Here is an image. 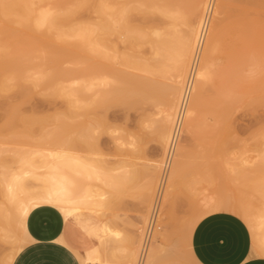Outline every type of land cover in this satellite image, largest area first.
Masks as SVG:
<instances>
[{
  "label": "rangeland",
  "instance_id": "obj_1",
  "mask_svg": "<svg viewBox=\"0 0 264 264\" xmlns=\"http://www.w3.org/2000/svg\"><path fill=\"white\" fill-rule=\"evenodd\" d=\"M6 1L8 5L6 2L4 5L7 7L5 6L4 9L3 6L4 10H0V42L11 46V56L14 59L23 56L24 67L19 70L11 68L12 85L1 99L3 107L0 108V174L14 171L18 173V176H22V183L27 189L39 190L42 185L41 177L47 176L50 172L48 163L55 160L57 154L79 153L90 161L92 160L94 164L92 176L84 179L82 184L94 193H101L103 198L99 200L96 194L94 202L102 206H94L91 214L99 222L108 223L113 229L121 232L118 238L109 237L101 241L99 252L102 262L96 264H138L145 228L147 223L149 224L152 207L165 169L164 159L169 139L166 145V142L163 143L162 136L168 132L171 133L174 122L173 118L172 123H167L166 126V123L159 120L162 116L161 111L166 106L162 95L168 85L173 90L177 82L181 90L184 88L198 31L191 45L190 56L187 55L186 65L188 66L181 64L182 55L179 56L180 52L178 54V49L185 45L184 38L173 39L171 47L176 51L171 53L174 56L171 55L169 59L162 58L160 63H156L158 57L155 58V62L153 61L155 71L150 74V83L153 82L151 85L154 86L152 88L148 86L150 89L144 88L145 91L147 90V92L144 90L142 92L144 95L147 93L145 98L141 95L143 97H138L135 101L131 98L128 100L129 97L126 100L125 95L123 101L122 96L118 95L121 99L117 97L111 100L104 110H98L96 119L100 118L94 121L97 127L94 133L96 139H92L91 146L84 147L83 144L76 143L75 145L72 144L73 141L71 143V139L77 134L74 131L75 126L74 129L71 128L75 122L67 120L70 125L67 124L68 127L65 126V129L59 121V118H63L68 110L66 107L68 97L62 91L60 84L62 80H60L59 73L65 67H78L83 65V62H88L91 54L88 49L89 45L85 43L86 38L82 37L83 40L80 35H72V32L69 35V31L68 34L63 32L58 34L55 29L35 25L36 12L28 11L27 8L28 5L36 8L40 3L39 0ZM211 1L169 0L172 15L169 17V23L171 22L169 27L173 28L176 24L175 15L182 16V22L179 21L177 25L181 37L189 29L198 30L203 16L209 11L207 15L211 20L209 25L221 20L222 26L219 29L218 42L214 51V65L216 64L214 68L217 67L219 73L223 71L224 74L221 73L223 81L220 80V82L217 80L218 77H214L213 80L206 82L207 86L206 84L204 86V105L207 106L201 107V120L198 119L194 127L199 133H191L194 132L193 130L189 131V134L183 127L184 132L179 146H186L187 149L183 157L186 166L185 174L182 176L183 180L181 179L177 184L179 188L170 186L174 159L167 173L158 220L156 218L155 236L159 242L155 246L157 248L154 247L153 256L155 263L160 257L157 264L168 262L193 264V257L186 241L190 232L189 225L197 214L201 220L204 216L217 212H208L202 216L199 214L202 208L205 211L210 210V208L204 209V201L201 202L204 197L206 198L204 200L219 201L227 208L232 199L246 197L255 207L264 209V165H261L259 157L264 154L263 0H233L234 2L223 7L216 20L215 10L220 0ZM207 3H210V7L205 10ZM95 15L85 8L80 10L77 17L83 21L92 20L91 22H94L96 21L94 18L97 19ZM162 21H164L163 18ZM162 24L164 25V22ZM207 33L209 36V30ZM90 37L93 38L94 35ZM45 46L49 48L61 46L70 51L66 56L54 58L43 50ZM149 47V45H144L140 48L141 56H151L152 51ZM84 54L89 56L88 59L83 56ZM117 58L119 60V57ZM0 60H2L1 57ZM118 63H116L117 66L121 65ZM181 67H186V72L185 69L181 71ZM133 73H137L138 76L144 74L140 70H134ZM35 79H39L40 85L35 86L33 83ZM179 79L183 80L182 84ZM71 80L63 81L62 84H76L79 81L78 78ZM222 82L224 83L221 85ZM113 85L118 88L121 84L115 80ZM159 87L162 89L160 90ZM225 88L229 90V92L225 90L226 95L223 90ZM22 90L24 92L26 90L29 94L25 95ZM170 91L169 99L172 97V91ZM179 100L176 101L177 104ZM8 102L17 103L21 117L11 120L7 118ZM92 116L93 114H88V111L84 110L79 120H96ZM198 121L203 123L201 132L196 128ZM161 133L164 134L161 136ZM32 152L35 153L32 154ZM188 161L189 165H186ZM114 174L118 175L119 180L112 184L106 177ZM198 207L202 208L197 210ZM12 209L11 202L3 196L0 186V228L8 226ZM255 218L257 217H253V224L257 228L258 223H255ZM253 219L249 222L252 223ZM258 220L262 221L257 219V222ZM253 224L248 225L252 232L253 244L257 250L259 249V254L263 255L264 249H260L261 242H258L259 239L261 241L260 235L263 231L260 223L258 230H255ZM16 233L21 246L17 253L18 256L29 243V239L21 227H17ZM155 236L153 235V240ZM66 240V243L71 246L70 241L67 238ZM151 241L150 239L148 243ZM13 248L14 245L11 244H0V264H4L6 256ZM79 257L83 264L82 257L80 255Z\"/></svg>",
  "mask_w": 264,
  "mask_h": 264
},
{
  "label": "bare ground",
  "instance_id": "obj_2",
  "mask_svg": "<svg viewBox=\"0 0 264 264\" xmlns=\"http://www.w3.org/2000/svg\"><path fill=\"white\" fill-rule=\"evenodd\" d=\"M39 1L40 3L36 8H33L31 5H28L27 8L28 11L36 12V14L34 15L35 25L45 26L51 30L55 29L58 31V34L60 32L67 33L69 31L70 32L69 35H71L72 32V35L73 34L80 35L81 38L85 37L86 38L85 43L89 45L88 49L90 50L91 58L88 60V62L85 61L82 63L83 65L81 66L79 65L78 67H70V68L65 67L59 73L60 80H62L60 82L62 83L63 81L64 82L70 81L71 79L74 81L75 78L79 79V81H77L76 84L70 83L69 85L67 84L65 85L60 83L62 86L61 87L62 91L66 93V96L68 97L67 105H66L68 110L63 118H59V121L61 125L62 124L64 125V128L65 126L68 127L67 124L69 123L67 122V120L76 123V124L73 123V126L71 125L72 126L71 128L73 129L75 126L74 131L77 132L75 137L71 139V143L73 141L72 144L75 145L76 143L81 145L83 144L85 145L84 147L91 146L92 139L93 138L96 139L94 137V133L97 127L94 124V121L96 122L100 118L99 117L98 119H96L98 115V110L100 109L104 110L111 100L117 99L118 95L122 96V99L126 95L127 97H125L124 99L127 100V98L129 97L128 100L131 98V100L134 99V101L137 100L138 97L142 98L144 96L145 98V95H147V93H145V95L144 93L142 94L143 90L144 92H147V90L145 91L146 88H149L150 86H151L150 88H152V86H154L151 85V83L153 84V82L150 83L151 81L150 74H153L155 71L154 70V65H155L154 62L156 61L155 58L158 57L156 63H160L162 62V58L169 59V57L173 55V53L171 52L176 51V50H172L171 47L172 44L171 42L173 39L181 40L182 38H184L185 45L181 44L183 47L178 49V54L180 52L181 54L179 56L182 55L180 57V61L182 62L181 64H183L186 67L188 66L186 65V62H188L187 55L189 54L188 57L190 56L191 45L192 42H194L193 40L195 39V36L198 31V36L196 39L193 56L191 58L192 61L190 62L191 63L189 67L190 69L188 72L187 80L184 84V88H182L181 90L180 84L178 82L173 86L174 91L171 89L169 85L165 88V92H163L164 94L162 96L164 97L163 100H165L166 106L163 109V111H161L162 116L161 118H159V120L161 119L162 123H166V126L167 123H172L173 121L172 119L174 118L171 133L170 132L166 134L161 133L160 135L162 136V134H164L162 136L164 144L166 141L168 142L167 139H169L165 154L166 155L165 159L168 154L170 157L168 170L175 159L173 167L171 166L172 168L170 174V186L173 188L175 186L178 187L177 184L181 181L183 174H185L184 169L186 167L183 157H185V153H186L185 151L187 149L186 146H181V145L179 146V142L183 135L182 133L184 132L183 130L185 129V132L188 131V133L189 131L191 132L193 130L194 132L191 133L194 134L195 132L199 133L197 129L195 131L194 127L196 126L197 120L198 119L201 120L200 119V116L202 114L201 107L204 105V98H205L204 86L206 82L208 83L209 81H211V79L213 80L214 77H218L217 80L219 81L222 80L221 73L223 71L219 73L217 67L214 68V66H216V64L214 65V51L218 42L219 29L221 28L220 26H222L221 20H219L218 22L219 25L215 21L209 25L211 20H210V16L208 18L207 15L210 13V11L207 15L204 12L205 15L202 18L201 25L198 23L200 25V28L198 30H196V28L189 29L185 31L184 35L182 34L183 36L181 37V32L180 29L177 28V25L179 24V21L182 22L181 21L183 18L182 16L175 15L176 24L174 25L173 28L172 26L169 27V24L171 23V22L169 23L170 20L169 17L172 16L169 7V0H39ZM5 2L7 3L6 0H0V10L3 9V6L4 9L7 7L6 5H8V3L4 5ZM30 2H32V0H30ZM218 2H219V6H217V9L215 10V20L218 19L219 17L218 15L221 14L224 6L234 1L220 0ZM210 3H207V7H206L207 9L205 10L209 9ZM262 6L264 7V0L262 1ZM85 8H87V10H89L92 14L95 13L97 15V19L94 18L96 21L94 22H91L92 20L83 21L77 17L79 15L80 10ZM162 18L164 19V21H162ZM163 22L164 25L162 24ZM208 30H209V36H207ZM91 35L92 36L94 35V37L91 38L90 37ZM204 44H205V48H204ZM144 45L150 46L149 50L152 51L150 53L151 56L149 55L141 56L140 48H142V46ZM177 48H178V43H177ZM43 50L46 53H48L50 57H54V58H61L63 56H66L70 51L69 49L61 48V46L51 47V48H49V46H45ZM11 54H12L11 46L7 43L0 42V57L2 58V60H0V108L3 107V102L1 99L4 96V93L12 85L11 80L13 79V77L11 75V68L19 70L24 67L23 58H22L23 56H19V58L14 59L11 56ZM152 54H155V56H152ZM83 56L87 59L89 57L87 54H84ZM117 57H119V60ZM118 62L121 65H119ZM116 63H118L119 66H117ZM186 67L185 68L181 67L183 69V70L181 69V71H184L185 69L186 72L187 70ZM132 69L143 71L144 76L143 75L138 76L136 75L137 73L134 74L133 73L134 70L131 71ZM182 76L179 77L182 78ZM115 80L119 81L121 84L118 88L114 87L113 85ZM214 80H216V78ZM179 81H181L182 84L183 80L179 79ZM33 83L35 84V86L40 85L39 79L33 80ZM223 83L224 82H222L221 85ZM161 89L162 88H160V90ZM169 90L172 91V92L170 91L172 93L171 94L172 97H170V99L172 98L171 100L169 99ZM223 90L225 92L224 93L225 95H226V91L229 92V90H226V88ZM22 91L25 95L29 94V92H27L26 90L25 92L24 90ZM141 95L143 96L141 97ZM229 95L230 94L228 93V96ZM179 96H180V100H179ZM177 100H179L178 104L176 103ZM84 110L85 112L88 111V114L91 115L93 114L92 118H95L96 120L90 119L89 117V119L92 121L89 120L80 121L79 120L81 118L80 116H83ZM6 116L9 120L21 117L17 109L16 102H8L6 108ZM198 123L196 128H198L201 132L202 130L201 125L203 123L201 121L199 124ZM199 125L201 129L199 128ZM177 150L179 151L178 154L176 152ZM33 153L35 152H32V154ZM259 157L261 159V165H264V154ZM165 159H164V163H166ZM188 163L189 161L186 163V165ZM48 165L50 168V172L47 174V176L41 177L42 185L39 188V190L27 189L22 183L23 182L22 176H18V173H15L14 171H12L11 173L2 172L0 174V186L2 187L3 196L9 202H11L13 207L9 215L8 226L0 228V244L14 245V248L6 256V259L4 260V264H13L17 256V253L21 249V246L18 243V237L16 233L17 227H21L26 237L28 238L29 235L26 230V224H25L26 217L28 213L31 211V209L41 204H52L63 212V214L65 215L64 217H66L68 221V226L66 231L68 236L66 238L70 241L71 247L74 250H77L75 252L77 253L78 251L81 252V253L79 252L78 254L82 257L83 264H91V263L96 264L97 262L101 263L102 259L100 256L101 254L99 252V246L101 241L107 240L109 237L118 238L121 235V232H119L116 229H113L108 223L99 222L91 214V210L94 206H102V205H96V203L94 202L96 194L97 197H99L98 198L99 200L100 198H103L101 196V193H94L93 190H91L89 187H84L82 184V181L84 179H89L92 176L93 167H94L92 160L90 161L85 156L79 153H59L56 155V159L49 162ZM155 167H157V165H155ZM254 168H256V166ZM106 178L112 184L117 183L119 180L117 174L110 175L109 177ZM249 185L248 187L250 188ZM170 193L171 191L169 192V194ZM162 197L163 195L159 196V198L161 199ZM204 199L206 198L204 197ZM204 199L201 200V202L204 201L203 203L204 209L210 208V210L205 211L203 210L202 207H198L197 210L202 208L200 209L201 213L197 211L199 214H201V216L207 214L208 212H213L218 210L229 211L242 217L248 225H252L254 223L253 217H257L255 218L256 221L255 223L258 224L260 223L261 230L263 231L261 233L262 235H260L261 241H259L260 239L258 240L259 243L261 242L260 243L261 245L259 244L258 245L259 247L261 246L260 249L261 248L264 249V209L262 210L260 208H257L258 207L257 205H256L257 207H255V205L246 197H240V198L238 197L232 199L229 208L225 207L219 201L217 202L214 201L213 199L211 200H204ZM153 208L154 205L152 209ZM160 208L161 207L159 204V208L157 210V214L155 218H157ZM252 219L253 222L250 223ZM257 219H260L262 221L258 220L257 222ZM149 220L150 221L148 222L150 224L152 222V215L149 218ZM199 220L200 217H198L197 214L195 219H193V221H191L189 225L190 232L186 237L189 250H191L190 242H191L192 231L195 225L199 222ZM155 222L154 224H156ZM258 224H257V228L253 224L255 230L260 229ZM153 235L155 236V229L150 236V239L152 240L151 243H148L146 245L145 252L140 253L143 256L142 257L143 264H145L147 260H148L147 264L155 263L153 252L155 250L154 247L157 245V242H159V240L157 239L156 236H155L156 238L153 240ZM66 238L63 240L65 243L67 242ZM150 244H151V248H150ZM104 257H106V255ZM158 258L160 259V257ZM159 259H157L158 260L157 263L160 261Z\"/></svg>",
  "mask_w": 264,
  "mask_h": 264
},
{
  "label": "crops",
  "instance_id": "obj_3",
  "mask_svg": "<svg viewBox=\"0 0 264 264\" xmlns=\"http://www.w3.org/2000/svg\"><path fill=\"white\" fill-rule=\"evenodd\" d=\"M64 216L52 204L31 209L25 222L29 243L13 264H82L79 254L63 241L68 226ZM190 243L193 264H264V255L255 248L248 224L233 212L204 216L195 225Z\"/></svg>",
  "mask_w": 264,
  "mask_h": 264
},
{
  "label": "built area",
  "instance_id": "obj_4",
  "mask_svg": "<svg viewBox=\"0 0 264 264\" xmlns=\"http://www.w3.org/2000/svg\"><path fill=\"white\" fill-rule=\"evenodd\" d=\"M205 30H206V27H205ZM169 159H170V157H169V154H168L167 157H166V163H165V167H164L165 169L163 170L160 186H159V189H158V192H157V196H156V199H155V202H154V208L152 209V212H151L152 222L150 224H148L147 227L145 228L143 245H142L140 253L141 252H145V250H146L145 248H146V245L148 244L150 236L154 232V229L157 226V223L155 222V219H156L155 217H156V214H157V210L159 208V204H160L159 202L161 201V198H159V196L162 195V192H163V189H164V185H165V182H166V179H167V176H168L167 173H168ZM151 215H150V217H151ZM153 219H154V221H153ZM157 220H158V215H157ZM154 222L156 224H154ZM138 264H143L142 255L141 254L139 255Z\"/></svg>",
  "mask_w": 264,
  "mask_h": 264
}]
</instances>
